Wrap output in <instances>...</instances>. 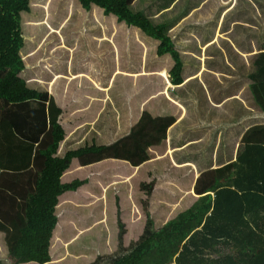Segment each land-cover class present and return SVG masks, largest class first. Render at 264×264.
<instances>
[{
  "label": "trees",
  "instance_id": "obj_1",
  "mask_svg": "<svg viewBox=\"0 0 264 264\" xmlns=\"http://www.w3.org/2000/svg\"><path fill=\"white\" fill-rule=\"evenodd\" d=\"M177 1L0 0V264H264V124L233 100L180 122L163 71L182 85L188 46L154 20ZM180 2L208 46L206 0ZM246 80L264 114V48ZM205 81L201 100L224 92ZM174 126L197 166L174 162ZM239 142L236 161L210 158Z\"/></svg>",
  "mask_w": 264,
  "mask_h": 264
},
{
  "label": "rangeland",
  "instance_id": "obj_2",
  "mask_svg": "<svg viewBox=\"0 0 264 264\" xmlns=\"http://www.w3.org/2000/svg\"><path fill=\"white\" fill-rule=\"evenodd\" d=\"M216 0H206V7L210 11L209 17L212 20V24L208 29L207 40L209 45L204 47L202 41L193 38V50L198 52L195 55L201 63L199 66L198 76L209 81L213 87L220 88L222 90L228 89L220 75V64L222 60L226 58L223 55L222 49L228 48L229 52L236 51L235 54L241 56L234 59V63L231 62V68L229 66L228 76L231 75V79L238 83L239 89L233 92L241 99H236L228 106H232L238 102L242 103L243 91L246 86V77L252 71L254 67L255 55L264 48V0H239L242 1L241 7L239 4L235 8L239 7L237 11L228 16V10L230 7V0H223L222 6L217 8L215 6ZM235 10V9H234ZM198 17V23L202 22L203 18L200 11H195L191 14V17ZM227 51V52H228ZM226 52V53H227ZM208 55V56H207ZM193 57H190L192 59ZM245 97L252 99L249 89L247 88ZM202 101L206 103V100L202 98ZM250 104L254 106V102L250 101ZM227 107V106H226ZM242 108V106H238ZM215 111L211 112V116L219 117L224 114L223 110L213 108ZM244 151V147H243ZM134 247V246H132ZM221 252L230 251L226 246L221 247ZM128 251H123L126 254ZM219 253L214 254L217 256ZM117 254L108 255L103 259L102 264H111ZM100 264V263H99ZM175 264V263H173Z\"/></svg>",
  "mask_w": 264,
  "mask_h": 264
},
{
  "label": "crops",
  "instance_id": "obj_3",
  "mask_svg": "<svg viewBox=\"0 0 264 264\" xmlns=\"http://www.w3.org/2000/svg\"><path fill=\"white\" fill-rule=\"evenodd\" d=\"M232 1L233 2L236 1V3L239 4V7H241L242 1L239 2V0H230V4L232 3ZM151 2H153V0H134L133 7H135L137 10H140V9L144 8V6L149 5ZM178 3H179V0L176 3H174L172 6H171V4L164 5L162 12L160 14L158 13L156 15V17L154 18V20L156 23L164 22V24H167V25L169 23L172 24L173 27H175L173 30L171 29V31H172L171 34L172 33L174 34L173 37L174 38L176 37L177 40L182 41V44H186L188 46V48L185 50H183V48L179 46L181 53L183 55V60L185 62V67H184V72H183V76L185 78V81L182 83V85L176 86L173 83L172 76H171L168 69H165L163 71V74L166 76L168 83H169L167 93L169 94L170 99L174 103L182 106L185 109L184 117L180 120V122L181 121L185 122V120L187 118L190 119L189 121H198V120H201L203 112H205L206 114L209 115V114H211V112L215 111V109H213V108L218 109V107L222 106L224 104V102H226L227 100L236 101V99H241V98H239L236 95V93H234V92L227 95L228 89H231L232 87H229V83L226 82L225 80H223L225 85L228 86V89L224 90V92L221 94V96H216V99H213L212 98V91H211L209 85H208V87L205 86V88H209L208 93L211 97V99L209 98V100H211V102H206V103L202 102V100L200 98V91L204 87V83H207V82L205 81V79L201 78V76H198V73H199L198 64L201 62L197 58H195V55L198 52V49L194 51L193 47H192L193 42H195V41H193V38L198 39L195 35L196 28H194V26L196 24H199L198 23L199 19L197 16H195V17L190 16V18L186 17L185 19L181 18L180 17V14H181L180 9L184 8V7H182V5H185L186 3H181V2L179 4ZM239 7H237V8L239 9ZM136 9H135V11H137ZM196 10L199 11V9H197V8H196ZM183 15H185V14H183ZM190 57H193V58L190 59ZM246 90H247V88L245 87V89L243 91V96H242V103L241 102L237 103L238 106H242V108H241L242 112L244 111V118L245 119H243L242 123L244 121H247V123H248L249 122L248 120H251L253 118V116L247 112V110H249V111L256 112L255 118H254L255 122L253 124H255V125L256 124H264V114H262L261 111H259L258 109H256L254 106H252L250 104V101H253V100L245 97ZM172 93H173V95H172ZM171 96H173V97H171ZM31 108H33L34 110H37L38 104L32 103ZM228 110H231V109H228ZM21 115L24 116L26 114H21ZM28 116H30V115H28ZM190 116H192V118H194V120H192V118H190ZM78 119H76V120H78ZM176 127L177 126H174L169 131L170 132L169 148H170V153L173 157L174 162L178 166H185V165L197 166L198 164H196V162L194 160V155H193L192 151H190L191 154H189V156L184 155L187 151V149H185V148H187L188 146L173 145L171 143V139L173 138V132H174ZM78 129H81V128L79 127ZM194 145H195V143H192L191 145H189V150ZM243 147L245 149V146L241 142H239V144L236 146V148L233 151H231L229 154H226L225 152H221V151H219V152L214 151V152H212L214 154H211L210 158H212L213 162H217L218 165H224L228 162L230 163V162L236 161L238 156L244 152ZM4 150H6V149H4ZM202 151L204 152V150H202ZM208 162L209 161L204 162V164L207 165ZM4 264H11V263L9 261H7V262H4Z\"/></svg>",
  "mask_w": 264,
  "mask_h": 264
}]
</instances>
